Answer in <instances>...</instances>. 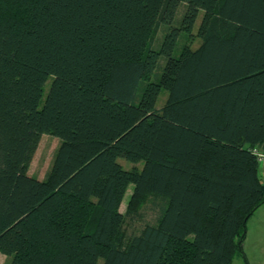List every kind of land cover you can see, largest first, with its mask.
Listing matches in <instances>:
<instances>
[{
    "label": "trees",
    "instance_id": "16d2710c",
    "mask_svg": "<svg viewBox=\"0 0 264 264\" xmlns=\"http://www.w3.org/2000/svg\"><path fill=\"white\" fill-rule=\"evenodd\" d=\"M45 133L60 145L41 180L28 168ZM254 146L264 0H0L9 264H231L264 204ZM130 185L127 215L148 196L158 213L126 235Z\"/></svg>",
    "mask_w": 264,
    "mask_h": 264
},
{
    "label": "rangeland",
    "instance_id": "374dc122",
    "mask_svg": "<svg viewBox=\"0 0 264 264\" xmlns=\"http://www.w3.org/2000/svg\"><path fill=\"white\" fill-rule=\"evenodd\" d=\"M200 19L195 25V30L198 27ZM199 40L196 38L193 46L198 45ZM51 79L46 83L44 88L43 100L47 95L50 87ZM166 99V92H162L158 101L160 107ZM60 145V139L52 134L45 133L41 136L38 148L31 160L28 168V173L35 178L44 179L51 170L55 152ZM122 164L130 167L131 163L121 160ZM140 165V164H139ZM264 178V177H263ZM132 188L130 185L121 202L120 209L127 216L124 225V233L131 235L138 233L148 223H154L158 213V208L153 205L151 201L152 196L143 199L138 208L141 213L138 217H131L127 215V211L132 198ZM240 254H236L231 264H264V204H262L256 212L250 217L246 224V235L242 241ZM10 257L0 252V264H9ZM102 264V261L100 262Z\"/></svg>",
    "mask_w": 264,
    "mask_h": 264
},
{
    "label": "built area",
    "instance_id": "2783aa9c",
    "mask_svg": "<svg viewBox=\"0 0 264 264\" xmlns=\"http://www.w3.org/2000/svg\"><path fill=\"white\" fill-rule=\"evenodd\" d=\"M252 152L258 157L261 168L264 170V148L262 146H254Z\"/></svg>",
    "mask_w": 264,
    "mask_h": 264
},
{
    "label": "crops",
    "instance_id": "0c3cea01",
    "mask_svg": "<svg viewBox=\"0 0 264 264\" xmlns=\"http://www.w3.org/2000/svg\"><path fill=\"white\" fill-rule=\"evenodd\" d=\"M261 174L264 177V170L261 168Z\"/></svg>",
    "mask_w": 264,
    "mask_h": 264
},
{
    "label": "water",
    "instance_id": "95a60500",
    "mask_svg": "<svg viewBox=\"0 0 264 264\" xmlns=\"http://www.w3.org/2000/svg\"><path fill=\"white\" fill-rule=\"evenodd\" d=\"M242 239H243V238L240 239V243H242Z\"/></svg>",
    "mask_w": 264,
    "mask_h": 264
}]
</instances>
